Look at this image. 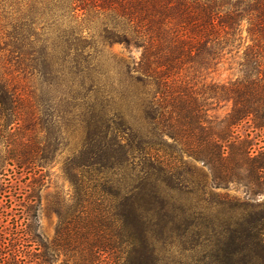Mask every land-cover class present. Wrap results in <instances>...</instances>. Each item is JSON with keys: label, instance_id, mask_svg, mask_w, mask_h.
<instances>
[{"label": "trees", "instance_id": "trees-1", "mask_svg": "<svg viewBox=\"0 0 264 264\" xmlns=\"http://www.w3.org/2000/svg\"><path fill=\"white\" fill-rule=\"evenodd\" d=\"M66 150L32 264H264V0H0V170Z\"/></svg>", "mask_w": 264, "mask_h": 264}, {"label": "rangeland", "instance_id": "rangeland-1", "mask_svg": "<svg viewBox=\"0 0 264 264\" xmlns=\"http://www.w3.org/2000/svg\"><path fill=\"white\" fill-rule=\"evenodd\" d=\"M245 34L244 31L243 35ZM113 50L120 51L121 46L116 44L113 46ZM123 55L127 56V52L123 51ZM227 57L222 60L209 78L225 82L238 75L235 62L237 58L234 56ZM12 74L16 76V83L20 87L27 89L28 84H31L29 79L22 78V74L18 75L14 72ZM228 110L229 105L220 106L215 111V115L221 118ZM245 128H247V124L243 122L237 125L235 130L236 132L242 133ZM66 154L67 150L54 163L45 168L44 173L46 175L42 180V185L38 188V202L37 200L31 201L27 198L34 185L33 175L31 173H19L8 165H5L0 170V264H15V259H12L8 253L16 248L28 252L26 255L25 253H21L23 256H19V259L23 260L19 261V263L32 264V262L37 260L34 255L39 254L42 250L41 248L36 249V246L41 243H51L58 225V217L49 209L48 200H53L56 195L60 194L63 196L71 191V187L62 172V161ZM263 197V195H260L257 200L260 201ZM30 205L32 208H30ZM27 210L30 214H35V217L31 218V223L34 228V233L37 235V242L24 239V228L29 221L26 218L28 214ZM14 238H17V240ZM173 251H176V248ZM185 255L188 256V253H185ZM171 256L177 257L178 254L176 252ZM167 260L169 261L170 259ZM51 264H73V262L67 256L57 254L53 257ZM95 264L112 263L107 258H102V261Z\"/></svg>", "mask_w": 264, "mask_h": 264}]
</instances>
